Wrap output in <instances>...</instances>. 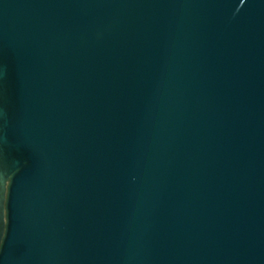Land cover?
<instances>
[{
	"label": "water",
	"instance_id": "1",
	"mask_svg": "<svg viewBox=\"0 0 264 264\" xmlns=\"http://www.w3.org/2000/svg\"><path fill=\"white\" fill-rule=\"evenodd\" d=\"M0 264H264V0H0Z\"/></svg>",
	"mask_w": 264,
	"mask_h": 264
}]
</instances>
